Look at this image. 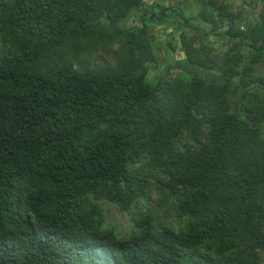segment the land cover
I'll use <instances>...</instances> for the list:
<instances>
[{
	"label": "trees",
	"instance_id": "16d2710c",
	"mask_svg": "<svg viewBox=\"0 0 264 264\" xmlns=\"http://www.w3.org/2000/svg\"><path fill=\"white\" fill-rule=\"evenodd\" d=\"M197 2L238 44L171 31L223 82L149 78L168 7L0 0V264H264V12L240 29L227 1Z\"/></svg>",
	"mask_w": 264,
	"mask_h": 264
},
{
	"label": "rangeland",
	"instance_id": "374dc122",
	"mask_svg": "<svg viewBox=\"0 0 264 264\" xmlns=\"http://www.w3.org/2000/svg\"><path fill=\"white\" fill-rule=\"evenodd\" d=\"M149 4H158L160 6H164L167 8V12L170 15L168 21H159L154 26L150 27L149 36L153 38V51L154 56L156 58L155 66L149 70V78L153 79L157 76H165L169 77L173 74H177L181 72L182 75L190 76V75H198L201 78H204L206 81L209 82H223L222 76L214 70H205L200 69L198 67H193L189 63L182 61V53L180 50V45L178 44L179 38L173 36V30L171 28L178 27L182 29V31H186L189 35H194L195 45H199L198 41H201L205 45L213 48L218 52H223L227 48L238 44L237 39L230 38L228 36H221L210 33V25L203 22L202 18L199 14V3L198 0H146ZM231 4V9L233 12H240L241 13V21L242 24L239 25L240 29H243L245 24L253 25L257 18L259 17L260 13L264 12V0H224ZM171 7V8H169ZM149 9V7H148ZM156 12H160L159 7H155L154 9ZM179 12L177 13V11ZM148 17H146L147 20ZM187 19L188 22L184 23V19ZM145 20V21H146ZM147 22V21H146ZM168 22V23H167ZM172 22V24L170 23ZM128 25H140V21L136 14H132L128 20H126ZM192 25H200L204 27L205 31L208 33H202L201 31H197L195 28L191 27ZM167 27V30L163 32L161 29ZM179 29V30H180ZM219 29V31H221ZM153 32V33H152ZM165 40H169L171 42V46L169 47ZM198 40V41H197ZM243 54H245L246 58L250 53L246 46L242 48ZM98 63L99 62H110L111 57L109 52H102L99 54L98 59H95ZM96 62V63H97ZM257 75L264 76V61L255 64ZM264 88V87H263ZM256 92L261 91V87L258 85L254 88ZM241 88L238 87H231L230 98L233 103L238 106L240 102V95ZM264 93V90L262 91ZM106 205V204H104ZM110 211L106 212L108 217L112 219L117 217L121 220L120 215L115 212L114 206L110 207ZM124 222V221H123ZM125 223V222H124Z\"/></svg>",
	"mask_w": 264,
	"mask_h": 264
}]
</instances>
